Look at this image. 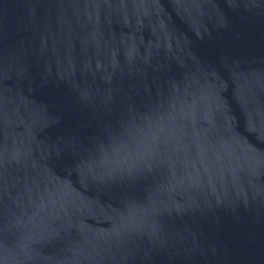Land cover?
<instances>
[{
	"label": "water",
	"instance_id": "95a60500",
	"mask_svg": "<svg viewBox=\"0 0 264 264\" xmlns=\"http://www.w3.org/2000/svg\"><path fill=\"white\" fill-rule=\"evenodd\" d=\"M0 264H264V0H0Z\"/></svg>",
	"mask_w": 264,
	"mask_h": 264
}]
</instances>
